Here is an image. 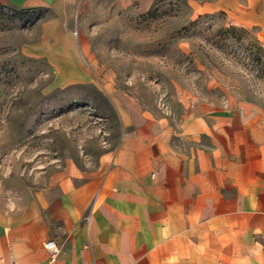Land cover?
<instances>
[{
    "label": "crops",
    "instance_id": "crops-1",
    "mask_svg": "<svg viewBox=\"0 0 264 264\" xmlns=\"http://www.w3.org/2000/svg\"><path fill=\"white\" fill-rule=\"evenodd\" d=\"M152 2L0 6L44 11L28 53L46 59L56 85L71 86L89 85L92 70L112 80L116 58L102 65L96 39L116 53L115 39L132 36L118 23ZM179 101L177 111L125 112L119 143L92 172L66 168L42 188L0 184V264H43L47 240L62 246L56 264H264V111L187 93Z\"/></svg>",
    "mask_w": 264,
    "mask_h": 264
},
{
    "label": "rangeland",
    "instance_id": "rangeland-1",
    "mask_svg": "<svg viewBox=\"0 0 264 264\" xmlns=\"http://www.w3.org/2000/svg\"><path fill=\"white\" fill-rule=\"evenodd\" d=\"M44 14L0 6L1 186L42 188L66 168L92 172L119 143L125 112L177 111L183 93L264 111V0H153L118 23L132 36L115 39L116 53L96 39L98 59L116 58V69L111 81L108 69L90 71L89 85H56L46 59L28 53Z\"/></svg>",
    "mask_w": 264,
    "mask_h": 264
},
{
    "label": "built area",
    "instance_id": "built-area-1",
    "mask_svg": "<svg viewBox=\"0 0 264 264\" xmlns=\"http://www.w3.org/2000/svg\"><path fill=\"white\" fill-rule=\"evenodd\" d=\"M43 247L47 255L43 264H56L62 246L53 240H47L44 242Z\"/></svg>",
    "mask_w": 264,
    "mask_h": 264
},
{
    "label": "trees",
    "instance_id": "trees-1",
    "mask_svg": "<svg viewBox=\"0 0 264 264\" xmlns=\"http://www.w3.org/2000/svg\"><path fill=\"white\" fill-rule=\"evenodd\" d=\"M32 11H39V10H32Z\"/></svg>",
    "mask_w": 264,
    "mask_h": 264
}]
</instances>
